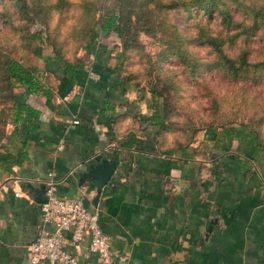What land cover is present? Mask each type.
<instances>
[{
    "label": "crops",
    "instance_id": "obj_1",
    "mask_svg": "<svg viewBox=\"0 0 264 264\" xmlns=\"http://www.w3.org/2000/svg\"><path fill=\"white\" fill-rule=\"evenodd\" d=\"M90 54L73 81L43 71L40 56L18 59L36 67L50 95L18 82L13 91L38 115L22 131L7 121L0 142V264H28L40 223L35 194L48 171L55 195L82 196L97 212L114 264H264V144L256 132L210 126L176 142L145 119L152 101L117 62L105 55L100 65ZM111 163L93 201V178ZM64 248L96 264L85 239Z\"/></svg>",
    "mask_w": 264,
    "mask_h": 264
},
{
    "label": "rangeland",
    "instance_id": "obj_2",
    "mask_svg": "<svg viewBox=\"0 0 264 264\" xmlns=\"http://www.w3.org/2000/svg\"><path fill=\"white\" fill-rule=\"evenodd\" d=\"M193 2L0 0V142L9 123V95L17 87L5 74V60L33 54L38 43L49 56L55 51L87 64L93 42H100L109 48L110 64L120 61L142 100L164 105V129L174 139L210 126L239 124L258 129L264 143V0H217L218 8L230 10L232 20L246 25L245 40L238 35L221 43L229 58L246 50L239 69L243 77L233 75L203 41L205 33H219L223 26L218 8L207 15ZM105 10L117 11L121 31L86 37ZM33 31H39V39H28Z\"/></svg>",
    "mask_w": 264,
    "mask_h": 264
},
{
    "label": "trees",
    "instance_id": "obj_3",
    "mask_svg": "<svg viewBox=\"0 0 264 264\" xmlns=\"http://www.w3.org/2000/svg\"><path fill=\"white\" fill-rule=\"evenodd\" d=\"M194 4L198 6V8L207 15H210L212 11L217 6V0H193ZM218 14L220 15L219 24L221 26V30L216 34L205 33L203 41L212 47L217 55L222 59L220 62L223 66L230 69L233 75L242 76L244 74H239L242 70V65H245L246 60V50H240V54L238 53L235 57L229 58L224 54V50L221 47L222 40L228 38L231 40L237 39L238 35H242V39H246V25L241 24L239 22H235L232 20L233 13L226 8H218ZM123 25L120 20V16L117 14L115 10H105L101 12V14L96 18L88 32L86 33V37L89 35L95 34V32H100L102 34H106L109 32H114L115 34L119 33L122 29ZM39 31H33L28 34V39L35 40L39 39ZM91 51H93V59L94 62L102 65L101 62L106 59L104 56L108 53L109 48L106 44L97 42V44L92 45ZM33 54L36 56H40L43 61V67L48 71H58L62 72L64 75L69 77V80H74V72L75 69H79L83 67V62L79 60L70 61L65 57H62L60 53L55 51L52 52L51 56L41 54V46L40 44H36L33 49ZM260 64V63H259ZM258 65V64H257ZM118 68H120V61L117 64ZM5 74L7 77L11 78L15 82L21 83L25 86V91L27 92H36L41 93L45 96L50 95V91L48 87L40 80L37 75V69L35 66L23 65L19 60L15 58H7L4 62ZM128 82L131 85H135L128 77ZM152 112L146 115L145 119H148L151 124H154L158 127V130L167 131L164 129L165 124V107L163 104L152 103ZM7 121L14 122V126L12 131H15L17 128L16 125L19 126L20 131L23 129L32 128L33 124L31 123V119L37 117V110L33 108L30 104L23 101H14V92H11L9 95V104L7 106ZM252 129V128H251ZM256 132V135L259 138V143L263 146V137L262 133L258 129H252ZM169 132V131H167ZM170 133V132H169ZM171 134V133H170ZM172 135V134H171ZM5 137V132L2 134V138ZM174 141L179 140H189L190 137H185L184 139H174Z\"/></svg>",
    "mask_w": 264,
    "mask_h": 264
},
{
    "label": "built area",
    "instance_id": "obj_4",
    "mask_svg": "<svg viewBox=\"0 0 264 264\" xmlns=\"http://www.w3.org/2000/svg\"><path fill=\"white\" fill-rule=\"evenodd\" d=\"M44 185L46 201L39 203V227L26 246L28 264H80L77 256L64 247L77 245L83 239L87 250L94 253L96 264H114L110 236L102 231L97 212L83 204L82 196L55 195L51 171ZM47 222L53 224L52 230L44 227Z\"/></svg>",
    "mask_w": 264,
    "mask_h": 264
},
{
    "label": "water",
    "instance_id": "obj_5",
    "mask_svg": "<svg viewBox=\"0 0 264 264\" xmlns=\"http://www.w3.org/2000/svg\"><path fill=\"white\" fill-rule=\"evenodd\" d=\"M113 165L108 164L106 167H103L100 172L96 173L95 177L93 178V184L95 186V195L93 196L92 200H96L100 191L101 186L109 179L112 174ZM35 200L39 203L46 201V194L44 193V187L41 191L36 192Z\"/></svg>",
    "mask_w": 264,
    "mask_h": 264
}]
</instances>
